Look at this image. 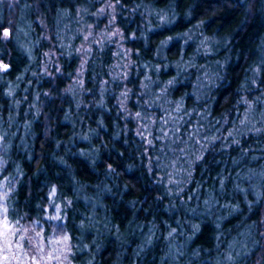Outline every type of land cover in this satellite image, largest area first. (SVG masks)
Returning a JSON list of instances; mask_svg holds the SVG:
<instances>
[{"label":"trees","instance_id":"1","mask_svg":"<svg viewBox=\"0 0 264 264\" xmlns=\"http://www.w3.org/2000/svg\"><path fill=\"white\" fill-rule=\"evenodd\" d=\"M104 2L103 16L98 0L0 3L12 250L29 264L60 247L55 264H264V0ZM109 23L115 38L84 56L80 28Z\"/></svg>","mask_w":264,"mask_h":264},{"label":"rangeland","instance_id":"2","mask_svg":"<svg viewBox=\"0 0 264 264\" xmlns=\"http://www.w3.org/2000/svg\"><path fill=\"white\" fill-rule=\"evenodd\" d=\"M98 1H103V4L101 5V7L99 8L98 11V15L99 16H103L106 14V12H111L112 8L107 9L106 3L104 2V0H98ZM95 27L94 26H83L80 28V32L82 35V43L79 46V51L86 56L90 50V45L92 42H96V44H102L105 41H111L115 38L116 32L113 28V26H103L99 29L98 33H95ZM22 32L19 34L20 37H23ZM0 69L4 70V66L0 63ZM2 195V193H1ZM1 212V210H0ZM55 220L52 219V221ZM4 230H6L8 233L11 231L10 228L8 227H4V226H0V264H29V262H27L26 260V251L22 252L21 254L16 253L17 251L12 250L13 246V242L12 240H10L8 237H6L7 233L4 234ZM42 232V229H41ZM61 227L58 226L57 222L54 221L53 225H50V241L53 244V246H55V243H58V241H60V236H61ZM23 241V237L20 238L18 237L17 242L20 243ZM36 244V243H35ZM39 247V246H38ZM18 250V248H17ZM64 250L63 247H60V250H56L58 251L57 253V257H54L52 254L53 252H51V250H45V259H46V264H55V263H59V259L61 258L62 254L61 251ZM38 264V262H36Z\"/></svg>","mask_w":264,"mask_h":264},{"label":"clouds","instance_id":"3","mask_svg":"<svg viewBox=\"0 0 264 264\" xmlns=\"http://www.w3.org/2000/svg\"><path fill=\"white\" fill-rule=\"evenodd\" d=\"M3 2H4V0H0V3H3ZM16 2H18V0H8V3L10 6ZM125 95H126V93H125Z\"/></svg>","mask_w":264,"mask_h":264},{"label":"snow or ice","instance_id":"4","mask_svg":"<svg viewBox=\"0 0 264 264\" xmlns=\"http://www.w3.org/2000/svg\"><path fill=\"white\" fill-rule=\"evenodd\" d=\"M4 35H5V36H7V35H8V33H7V32H5V33H4ZM4 67L6 68V66H4Z\"/></svg>","mask_w":264,"mask_h":264}]
</instances>
